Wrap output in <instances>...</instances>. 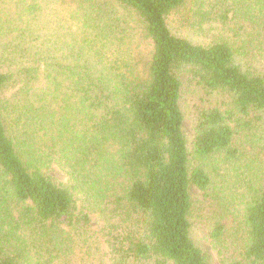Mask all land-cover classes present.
<instances>
[{"label":"trees","instance_id":"16d2710c","mask_svg":"<svg viewBox=\"0 0 264 264\" xmlns=\"http://www.w3.org/2000/svg\"><path fill=\"white\" fill-rule=\"evenodd\" d=\"M34 1L0 0V264H212L194 216L264 264V0Z\"/></svg>","mask_w":264,"mask_h":264},{"label":"rangeland","instance_id":"374dc122","mask_svg":"<svg viewBox=\"0 0 264 264\" xmlns=\"http://www.w3.org/2000/svg\"><path fill=\"white\" fill-rule=\"evenodd\" d=\"M34 2H38L33 4V12H36L37 20L41 22V31L48 32L49 28L53 27L55 24L53 21L56 18V15L54 14L52 8L56 6L59 7L61 10H65L64 6L61 5L63 3L62 0H35ZM40 10V11H39ZM30 12V11H28ZM32 12V13H33ZM170 27L171 29L182 36H185L195 42H205L208 41L209 38L203 34L200 33L199 31H196L191 28H185L177 23L173 19H170ZM193 95L188 93L185 95L183 99V110L185 114V121H184V132L188 141L189 149H191L192 146V141L194 139V122H195V115L193 113L192 109V104H193ZM260 133L264 137V123L263 125L260 126L259 128ZM60 180L66 179V177L63 176V174L58 171L56 175ZM229 180V185L228 189H230L232 192H234L237 195V198L234 202L235 205H237V209L240 208L241 206V199H240V189L238 184L236 183V178L233 175V172L228 176ZM238 187V188H237ZM192 193L193 195L197 197H201L202 193L200 190L192 186ZM94 223L97 225L100 223L101 218L99 213H95L94 215ZM230 222H233L234 224V219L232 216L229 217ZM234 226V225H232ZM193 237L197 241L198 244L202 245L211 255V262L212 264H223L221 261V256L219 255L218 248L215 246L213 241L209 238L208 232H207V227L203 224V220L201 218H195L193 217Z\"/></svg>","mask_w":264,"mask_h":264}]
</instances>
